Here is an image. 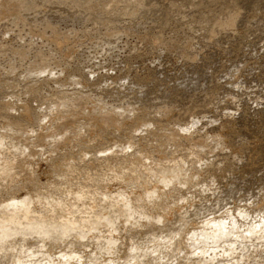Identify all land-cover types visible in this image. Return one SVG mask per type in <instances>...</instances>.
Segmentation results:
<instances>
[{"label":"clouds","instance_id":"obj_1","mask_svg":"<svg viewBox=\"0 0 264 264\" xmlns=\"http://www.w3.org/2000/svg\"><path fill=\"white\" fill-rule=\"evenodd\" d=\"M104 106L80 94L0 115V264H264V187L217 175L209 153L230 149L207 116L186 134L157 112L97 146L78 122Z\"/></svg>","mask_w":264,"mask_h":264},{"label":"rangeland","instance_id":"obj_2","mask_svg":"<svg viewBox=\"0 0 264 264\" xmlns=\"http://www.w3.org/2000/svg\"><path fill=\"white\" fill-rule=\"evenodd\" d=\"M23 1H24V3L26 2V7L24 6L25 4H23V2L20 3V4H23V5H21V7H22L21 9L23 11L22 13L25 14L26 12H28L29 14L26 13L27 15L25 14L24 16L26 17L28 15H31L30 17H32V18H30L28 16V17H26V18H28V21L25 20L23 22V20H22L21 22H16V23L10 21L9 24L7 23V20H6L5 23L7 25L4 22H0L1 26L3 25L2 23H4L3 26H5V25L7 26L6 29L9 27V29H7L8 31L10 30L11 26L14 27V29H16V30H13V33H14V35L15 34L17 35V37H16V35L13 36V34L11 32L12 30H11L9 32L12 34V37H10V35H11L10 33H9L10 34L9 35L7 32V35H6L5 33L3 34L1 32V31H4V32L7 31V30H4L5 27L2 26V28H0L1 29L0 37H1V35L2 36L5 35L4 38H1V40H0L1 44L4 43L6 46L12 44V46L14 45L13 47H15V49L11 47L13 49V53L10 50H8L9 46L5 47V48H7L8 52H9V55L8 54L5 55V53L2 52L3 50H6V49H3L5 45L0 44L1 45L0 48L3 49L0 52V54H3V56L0 55V57H1V59H0V67H1L0 68V70H1L0 71V77H1V73L2 74L4 73L2 76H5V77L0 78L1 79L0 87H1V84L4 83V79H6L5 81L7 82V83L5 82L4 84H2V88L4 87L3 89H5L4 91L2 89V92H1V93H3L2 97L4 98V100L8 99L7 102L10 100V103H11V101L14 99V93H15L13 91L11 92V90H14L15 87L18 89V87L22 83H24L23 81L28 82V83H29V81L31 82L32 79H33V81H35L36 77H38L36 74L43 71L44 68L47 69L46 70L47 73L43 71L44 73L42 72L41 75H39V77L37 78L38 80L40 77H41L40 78V80H41V79H43L42 78L43 76L45 79V78H47V76L50 75L48 78H51L52 81L50 79H48V80L45 79V80H47V82L51 81V83L53 84V82H55L54 79H56L57 80L56 82L59 85V82H63L65 80L64 84H62V86L60 85L61 86L60 87L57 85V83H54L53 84L54 86H52V84L50 82H48V83H50L51 85H49L47 82L44 83L45 81L43 79L41 81V83H40V81H38V84L40 83L41 85H37V80H36L35 84H33V82H32L31 86L27 88V86H29L30 83H29V85H26V83H24L25 85L24 84L23 85L25 86V89H24V86H21L20 88L23 87L25 92L28 91L27 94L24 92V90L19 89L21 91V93L24 92L22 97L26 98V99L23 98V99H25L22 101L23 103L19 102L20 97H21L20 91L15 89L16 91H19L18 93L17 92L16 93L20 94V95L15 94V98H16V96H19V97H17V99L19 98V101L16 100L18 103H22L21 105H24L25 104L24 101H26V102H28L26 104H29V102H31L30 104H33V105L36 102L39 104L40 103L45 104V101H48V99L50 100L51 97H60V96H58L59 94L53 95L54 93H56L53 91H56V89L59 88V90H57V91H59L58 93H60V90H61L60 88L64 89L65 88L64 86H67L68 88H70L69 90L68 89L66 90V88H65L64 89L65 93H67L70 90L74 92L75 85H77L76 91H78L79 89H82V84L79 82L81 84L80 85L76 81L77 83L74 82L75 85H73V83L70 85V82H72V81L70 80V82H69V79H70L69 78V74H70L69 72H70V70L73 69V66H76V67L80 66V68H84L82 70H83V72L85 70L84 74H87V75L89 74L87 77H89L88 79L90 81H92L95 78L101 79L102 77L105 76L104 79L106 80L105 81L106 83H104V82H102V83L106 84V87H107V85H109L108 82H111L110 87L112 88L111 85L112 84L115 85L116 82L119 81L118 79H120L119 84H121V81H122L121 79H123L122 84H121L122 86H127L128 84H131V82L133 80H137V82L139 84L134 91H138L140 93L153 92V95H154L152 97L153 99L149 102L146 100V103H148V105L150 104V106L154 105L155 103H157L158 105L159 104L162 105L165 102H171V101L172 102H178L180 97L181 96L184 97L185 94H189V93L199 94V93H201L200 92L201 90L203 92V90L206 91L207 88H210V94H212V96L214 95L213 96L214 99L212 100V98H211L212 96L210 95L211 97H209L208 92H207V94L205 95V98H204V102L205 103L209 102L210 104L208 103V105H207L208 107L204 112L201 111V109L199 107H196V108L193 107L192 105H193L194 100L192 101V99H191V101L187 102L189 104V106H188V104H185L187 106L183 105V106H181V108H177V106H176V108L174 106L170 107L169 109H174V110L171 111V110L167 109V110H169V113L167 115L172 119L173 123H175V121H174V118H175L176 120H178L176 123L180 122L181 124L183 123V121H184V123L191 121V119H192L191 115H194V114L199 115L200 117H202L201 119L199 118L200 121L204 117L203 114L206 115L209 118L207 123L210 125L208 128V131L209 132H213V131L222 132L225 135L224 146L227 149H230L229 151L218 150L214 154L209 153V158L213 162V165H214V168H215L217 175L226 184H228L232 188V190L236 193L255 192L257 189L264 187V174L261 173L259 170L252 172V173L245 175V176H243L240 172L241 168L244 166L245 163H247L250 160H253L252 155H254L256 150H258L257 148H259V145L261 143H264L263 133H262V135L261 134L259 135L260 132H263L262 127L264 126V29H262L264 27L262 25L260 26V24L258 25V23H256L257 20H261V21L264 20V0H255V1H261L259 8L257 5H255L256 2L254 0H251L253 3L251 9L248 11V13L245 12L246 20L251 19V21H249V24L247 26H244L243 24H241L239 22L236 24L237 26H235L233 28L231 27L230 30H226V25H225V27L223 29L219 30L218 32H217V30L213 31L214 33L217 32V35H219V37L216 34H213L212 30L210 31V29H209V32H210L209 33L207 30H205L206 29L205 27L202 28L201 23L196 21V19H192L193 17L189 18L192 15L191 13L193 12V10L191 8L194 7L195 2H193V3L191 2V5L182 6L181 5L182 3L181 4L179 3V1H181V0H142V3H143V1H145L146 6L148 4L150 6H152V4H150V3H153V4H156L157 8L155 9V11H148L147 7L149 5L147 7H144L143 6L144 3H143L142 4L143 7H140V9H139L140 11L134 12V13L139 12V14L135 15L133 13L135 15L133 18L132 13H131V17H130L129 16L130 12H127L129 15L125 14L126 12H124V10L128 11L130 9V6H126V5H129V0H118V3L116 2V4H114L115 1H112L108 4V3H106V1H108V0H103L106 3V6L107 7L109 6V8H107L108 9L107 11L109 13H110V11H113L112 8L110 9V7L114 6V8H115V7H117V5L119 8V12L121 13V14L117 15L116 17H113L112 15H111L112 16L111 17L109 15L111 18H116V19L114 20V22H112V24L111 23H103L104 24L103 25V24H100V21L99 22L96 21L97 23H95L92 21H88L89 19L85 20L83 18V16H86L85 10L87 7L86 6L87 3L84 4L83 0H82V3L84 5L80 4L81 0H78V1L73 0L72 1V2L76 1L81 5V7H79L80 5L76 6V9L78 11V14H80L78 16L80 17L82 15V17L79 18L78 16H76V17L71 18V19H69V18L67 19V17L63 18L66 16V15L63 16L64 13H62V14L60 13L61 16H63V17H59L60 14L56 12L57 10L54 11V8L58 9L60 6L63 7V3L65 0L63 2H56L57 0L56 1L49 0L50 3L48 2V0H47V2H46V0H44V2L49 3V4L42 2L43 0H40V1L38 0V2H42L45 5H43L41 3L40 4L41 6H37V7H36V5L33 6L32 5L33 3L30 5V3L32 1H29V0H26V1L23 0ZM51 1H53V5L51 4L52 3ZM58 1H62V0H58ZM66 1H69V3L67 2L68 4L71 3V0H66ZM187 1L190 2V1H195V0H187ZM237 1H239L241 3L242 8H245V5L247 6L246 1L244 2V1H240V0H203L201 4L207 5L209 3V4H211L210 6L208 5L209 8H211V6L213 5V8H215V9L220 7L219 11L223 15V10H227L229 8H232L233 7L232 4H234V3L237 5L239 3V2L237 3ZM54 2L58 3V5H55L56 3H54ZM242 2H243V4H242ZM67 3L66 2L64 3V4H66L64 6H66L67 10L70 11L71 9L75 8V7H72L73 6L72 4H74V3L70 4L71 7H68L69 5H67ZM173 3H175L177 6L180 5V9L173 8V6H172ZM76 4L77 3H75V5ZM112 4H114V5H112ZM46 5H47V7H46ZM204 5H202V6H204ZM206 5L204 7H206ZM231 5H232V7L225 8V7L231 6ZM236 5H235V7H236ZM30 6H33V8L39 7V10L36 9L37 11H35V9H32V7L30 8ZM43 6H44V8H43ZM156 6H154V7H156ZM40 7L43 10H45V12H43V10ZM45 8L46 9L48 8V10H46ZM80 8H81V10L79 11ZM83 8H84V10H82ZM149 8H153V6L149 7ZM222 8H223V10H222ZM40 9H41V11H40ZM38 11L41 13H38ZM81 11H83V12H81ZM165 11L169 12V17L166 18V20L163 19V14ZM30 12H31V14H30ZM35 12H37V13H35ZM48 12L51 14H55V15H51V14L48 15ZM79 12H81L82 14ZM113 12H111V13H113ZM217 12H218V10H217ZM32 13H35L37 15L32 16L33 15ZM43 13H47V14H44L45 16L48 15L44 18L51 19V20L54 19L53 22L51 20L46 21V23L48 22L49 27H50V25H49L50 22H51V24H54V22H55V26L51 25V27L52 26L56 27V25L58 23L59 26L57 25V27H60L62 25L61 29L65 28L64 30H66L69 28L70 31L68 33H70V32L75 33V31H79V30H83V31L82 32L80 31L79 33L76 32L75 33L76 35H73L74 37L69 36V35L67 36L68 42L66 41L67 45L66 44L65 45H66V47L67 46L68 47L63 49L64 57L62 54H60V52L62 53L63 51H59V52L57 51V53L52 55L51 56L52 58H51L49 55L53 54L54 52L49 53V51H48V55L47 54L46 55H47V57L49 56L48 59H53V60H51L53 62H51L49 60V62H51L50 64L52 66H48L49 64H47V66L50 68L53 67L54 69L56 68L55 70L54 69L52 70V68H51V69H49V71H50L49 72L47 67L43 66V69H41L42 66L41 67L39 66V68L36 67L34 69V72H36L35 75L33 73L32 74L33 76L32 75H30V77L28 76L31 80H27L28 77H26L25 80H23L21 77H23L24 71L25 70L27 71V69H28L27 72H29L30 66H27V65H30L31 62L35 61L36 54H34V52H36L38 49H40V47H42L44 44H45L46 49L43 48L44 47L43 46L41 48V50L43 49V52L46 51L47 49L49 50V48H47L49 46L46 45V43H42L40 39L39 40L34 39L35 42L33 40H32L33 42H31V40H30V42L28 43L29 36H27V35H28L29 28L26 29V27H25V25L27 26V24L25 22L28 23L29 21H31V24L29 22V25H28V26H30V29H33L37 33H42L40 28L44 29L43 27H45V26H43V25L45 24V22H44L45 19H44V21L42 19L40 25L41 24H43V25H41V26H39L38 25L39 23H37V22H40L41 19L39 21H36V20H38L40 14L43 15ZM56 13H57V15H56ZM83 13H84V15H83ZM189 14H191V15H189ZM187 15H189V16H187ZM242 15H243V13H242ZM36 16L38 17V19ZM57 16H58V19H57ZM184 16H187V17H184ZM33 17H34V19H33ZM49 17H51V18H49ZM147 17H151V18L147 19ZM60 19L62 21L58 22V20H60ZM63 19L64 20L67 19V22H65L66 25H64L65 23L63 22L64 21ZM73 19L75 21H76V19H78L79 23H81V24H79L77 21L75 22ZM83 19L86 21V23H84ZM33 20H35L36 23ZM69 20H71V22ZM241 20H243V19H241ZM224 21H227V20H224ZM22 22L24 23L23 25H24L26 32L23 33V30L19 29V31H22V32H21V34H18L19 31L17 28H23V26L20 25L17 27V25L19 23L22 24ZM32 22H34V25L37 24L35 26L33 25L35 27V29H34V27L31 26L33 24ZM42 22H44V23H42ZM10 23L15 24V26L10 25ZM61 23H63V24H61ZM83 23H84L85 27L83 26ZM89 25H90V27H89ZM64 26H66L67 28ZM115 26H116L117 30L114 29ZM15 27H17V28H15ZM57 27H56V29H57ZM72 28L75 30L74 31L71 30ZM85 28H87L89 30H87ZM49 29H51V28H47L48 33H50V31H48ZM56 29H55V31H56ZM58 29H60V28H58ZM58 29H57L58 34H60L59 32H61V33L63 32V31H61V29L60 30H58ZM118 29H120V30L118 31ZM38 30L40 32H38ZM44 30H42V31L44 32ZM16 31H17V33H15ZM113 31H115V32L118 31L117 33H119V34L114 33V35H113ZM65 32L66 31H64L63 33H65ZM25 33H26L27 38L25 36ZM84 33H85V35H87V33H88L89 36L83 37ZM209 34H211V35H209ZM70 35H72V34H70ZM6 36H8L9 38ZM216 36L220 40H218ZM5 37H6V39L8 38L9 42L5 41L6 40ZM24 37L26 39L25 42H27V44L23 41L24 39H21V41H20V39H18V41H20L19 42L20 44L22 43V41L24 42V44H22V45L19 44L20 46L24 45L23 48L20 46L19 47L17 46L19 49L21 48L20 49L21 52H20L19 49L15 46V45H17L18 41H17V43H15V42H16L17 38H24ZM78 37H80L81 39H79ZM87 37H89V38H87ZM10 39L14 40L15 44H13L10 41ZM67 39H65V40H67ZM84 39H85V41H84ZM2 40L4 42H2ZM61 40L63 41L64 39L61 38ZM158 41H159V43H157ZM217 41H218V43H217ZM219 41H220V44H219ZM31 43L32 44L34 43V44L28 45ZM31 46H32V48H31ZM79 46H82V47H79ZM74 47H77V48H74ZM26 48H27V50H26ZM29 48L32 49L30 51V53L32 52V54L35 55L34 56L31 54V56H32L31 58H30V53H28ZM33 48L35 50L37 48V50L35 51ZM71 48H73V49H71ZM23 49H24V51H28V52H25V53H27L26 54L27 56L25 54H24L25 56L22 54ZM82 49H83V51H82ZM14 50H16V51L14 52ZM33 50H34V52H33ZM68 50H69V52H68ZM5 52L8 53L7 51H5ZM19 52H20V54H19ZM160 53H162V54L160 55ZM58 54H60V56ZM14 55L16 56L15 57L16 59L13 57ZM21 55L24 56V58H26L25 61H24V59H22L23 57L21 58ZM8 56H10V57H8ZM65 56H67V58L68 59L70 58V59L68 60L67 58H65ZM74 56L75 57L77 56V57L75 58ZM42 57L43 56H39V58H42ZM58 57H60V59H61V60L59 59V62L63 61V59L65 61L67 59L66 62L69 61L66 65L69 69L67 67H66V69L63 68V65L66 64V62H64V61L63 62L65 64L63 62H60L62 64L60 65V67L58 66L60 64V63L57 64L58 63V60H57ZM6 58L11 59V60H8ZM55 58H56L57 62L55 61ZM17 59H18V61H17ZM20 59H22L23 61ZM7 60H8V62L10 61L11 64L13 63L12 60H16V62L14 61L13 65L9 64L10 66H8V63H5ZM28 61H31V62H28ZM78 61L82 64L80 65V63ZM21 62H22L23 66L25 65L28 67V68H24L25 67L24 66L23 67L24 71L22 70V65H20ZM23 62H25V63L23 64ZM26 62L28 64H26ZM54 63H56V64L54 65ZM69 63H71L73 66L70 65ZM76 63L78 66L76 65ZM2 64H4L5 66ZM14 64H16L17 66H15ZM18 65H19V67H18ZM56 65L58 67H56ZM4 67H6V68H4ZM11 67H13L12 68L13 70H10ZM16 67H17V69H16ZM71 67H72V69H71ZM14 68H15L16 72L14 71ZM60 68H62L63 71ZM4 69L7 70V71L5 70L7 72V74H8V72L14 73V75L10 74L13 76V77L12 76L11 77H12V79L14 78L13 79L14 82H11L13 80L10 81L11 77L9 74H8L9 75L8 76L6 74V72H4ZM18 69H20L21 71ZM36 69H38L40 72L38 71V73H37V71H35ZM8 70H10V71H8ZM17 70H18V72H22V73H18ZM64 70H66V72H64ZM93 71H95V73H92ZM59 72H60V75H62V76L59 75ZM83 72H80L79 74H81V73L83 74ZM15 73H17V74H15ZM48 73H50V74H48ZM91 73L94 75H92ZM20 74H22V76H19ZM52 76L55 78H53ZM9 77H10V79H8ZM16 77L19 80V83H21L19 86H17L18 80L16 79ZM19 77L23 81L20 80ZM60 77L61 78L63 77V79H61ZM64 77H65V79H64ZM97 77H99V78H97ZM34 78H35V80H34ZM66 78H68V82H67ZM90 78H92V79H90ZM59 80H61V81H59ZM115 80H117V81H115ZM9 81L12 84L14 83L13 85H11V83H10L11 86L9 85L13 89L9 88V86H8ZM90 81L88 82V84L93 83ZM95 81H97V83H98V80H95ZM65 82H66V84H65ZM5 84H7L6 86L10 89V92L13 94V96H9L10 95V93L8 92L9 89L7 90V88H5L6 86H3ZM15 84H16V86H14ZM32 84H33V86L37 87V90H35L36 93L33 95L30 94V93H32L30 91V89L34 90L36 88L33 87ZM98 84H100V83H98ZM98 84H97V86H98ZM119 84H116L115 86L118 87ZM238 84L240 85V87ZM55 85H57L58 88L56 87V89H54ZM93 85H95V84L93 83L92 86ZM121 85H119V86H121ZM42 86L44 88H42ZM50 86H52L51 89H50ZM87 86L91 87L90 85H87ZM97 86L96 85L94 86V87H96V89H94L92 87V90H93L92 92H95V93L101 95L100 94L101 89L99 90L100 85L98 86L99 88ZM104 86L105 85H102L101 88H105ZM31 87H33V88H31ZM71 87H73V90ZM39 88H42V89H39ZM107 88H105V89H107ZM116 88L114 87V88H112V90L113 89L117 90ZM204 88H206V89H204ZM43 89L46 90V93H48V92L51 93V94H49V93L48 94L50 96L51 95L52 96L50 98H49L48 94L46 96L45 91ZM198 90H200V91H198ZM0 91H1V88H0ZM29 91H30V93H29ZM37 91H40V92H38V94H37ZM43 91H44V93H43L44 96H46V98L43 97L45 99V101H43L44 100L43 98L41 99V97L43 96V94H42ZM71 91H70V93H71ZM165 91H166V93H165ZM183 91H186L187 93H184ZM195 91H197L198 93H196ZM8 93H9V95H8ZM28 93L30 95H32V97H30V95H29V98L26 97L28 95ZM65 93L61 92L60 95L65 94ZM70 93H67V94H69V95L75 94V92L72 94H70ZM94 95L93 96L96 99L99 97L98 100H100L99 95H98V97L96 94H94ZM158 95H163L165 97L161 101H159L155 97ZM5 97H7V99ZM11 97L13 99H11ZM36 97H37V100H36ZM114 97L112 96V98H114ZM229 97H231V98H229ZM91 98H93V97H91ZM112 98L109 99V101H107L112 106H110L108 104V106H110V107L107 106L108 108H105V109L103 108V110H101L102 108L97 109L100 112L99 111L97 112V110H95L96 111L95 115H94L95 112L92 113V116H94V117H92L93 120L97 118L96 116H98V115L100 116L102 114V112L103 113H104V111H105V113L108 112L109 111L108 109L113 108V105H114V107L118 104L125 105L128 101L126 99L122 100L120 98H119L120 99V101H119L118 97L116 98V100H115V98L114 99H112ZM252 98L254 101L257 100V102L256 103L254 101L250 102V100ZM129 99H131V101H133V102H136L138 100L137 98H133V96H131ZM14 100L12 101V103L14 102ZM30 100H32V101H30ZM42 101H43V103H42ZM116 102H118V103H116ZM205 103H204V105H205ZM216 103L218 105H216ZM238 103H241L242 105H239ZM41 104H40V106H41ZM236 104H238V105H236ZM35 105H37V104H35ZM141 106H143V105H140L139 107L137 106V110L141 109L142 108ZM191 106H192V108H191ZM239 106L240 107L242 106V107L240 108ZM145 107L148 108V106H145ZM178 107H180V106H178ZM185 107H188V108H185ZM229 107H231V108H229ZM236 107H238V109ZM115 109L116 108L110 110V112L116 111V113H117L118 110L117 109L115 110ZM134 109H132V110H134ZM113 110H115V111H113ZM137 110L135 109L134 111L136 112ZM149 110L152 111L153 109H151V107H149V109L144 110V112L148 111V112H146V114H148V116L150 115ZM189 110H192V111L189 112ZM250 110H252L251 112H253V114H256L254 116L257 117V119L260 118L259 119L260 121H258V122L257 121H251V120L248 121L249 120L248 119V113ZM139 111L142 112L143 110L141 109ZM227 111L229 112V114ZM135 112L132 111L133 115L136 114V115H134L136 117L137 114H139V113H135ZM165 112H163V113H165ZM130 113H131L130 111L126 110L125 114H127L126 116L132 115V113L131 114ZM150 113H151V115L153 114V112H150ZM226 113H227V116H225ZM125 114L123 113L124 116H125ZM1 115H3V114H1ZM133 115L131 116V117H133V120H130V121H129V119H131V117H129L128 119L127 118L124 119L126 116L124 118L119 116V117H121V119H123L122 123L119 125V127L121 126V130L123 129L122 125H124V121H126L125 122L126 126H127V123H130V125H129L130 127L123 126L125 128H131L133 126V129H134V128L138 127L137 126L138 122L135 119L137 118V120H138V118H141L142 113H140V115H138V117H136V118ZM117 116H118V113H117ZM143 116H145V115H143ZM84 117H87V116H84ZM84 117H81L80 121L78 123H82L81 120H82V118L84 119ZM87 118L84 119L85 122L88 120ZM143 118H141V119H143ZM121 119L119 118L117 120V122L120 121ZM211 120H217L218 124L215 126H211ZM84 121H83V124L80 125V128H82V125H83V129H84V126H85ZM135 121H136V123H135ZM200 121H198L194 124V128L200 123ZM131 123L132 124L134 123V124L132 125ZM222 124H224L223 125L224 127H222ZM236 124H238L239 127L245 128V129L255 128V131L254 132L249 131L245 135V139L242 140L243 136H242V138L237 136V134L239 132L238 131L239 129L237 127H236L235 131H231L229 129V127H227L229 125L238 126ZM243 124H245V126H242ZM116 125H118V123ZM225 125L227 127L226 129H225ZM223 128H224V130H223ZM133 129L131 128V130H133ZM138 129L141 131V129L139 127H138ZM138 129H135V130L137 131ZM193 129H192V131H193ZM97 130H99V129L95 128L96 134L100 133L101 130H99V132ZM105 131H103L105 133V135L110 133V132L108 133L107 130H105ZM185 131L186 130H183V132H185ZM190 131H191V129H190ZM190 131H188V132H190ZM95 132L94 131L92 132V136H94V138L99 139V140H97V143H98V141L100 142L102 140L99 138L102 135L100 133V136H99V134H97L99 137H96L97 135L95 134ZM188 132H187V134H188ZM117 133H119V132H117ZM116 135L117 134H113V136H115V137L112 136V133H110L109 135H106V136L103 135L104 137H102V138L105 141L100 142V144L101 143L103 144L104 142H107V141H110L112 143L113 141H115L114 138H117L116 140H118L119 135H120L119 139L120 138L122 139L123 135L121 133L118 134L117 136ZM107 136H110V137H107ZM126 137L128 138V134ZM102 144H101V146H103ZM104 144H106V143H104ZM243 144H245V145L247 144L248 146L251 147V148L249 147V149L251 150L250 151L251 154H249V157L241 154V151H243V149L245 150V148H247L246 147L247 145L245 146ZM237 145L241 146L242 150H240L239 149L240 147ZM244 146H245V148H244ZM239 151H240V153H239ZM253 152H254V154H252ZM239 155H241V157ZM247 157L249 160L247 159ZM250 163H252V161Z\"/></svg>","mask_w":264,"mask_h":264},{"label":"bare ground","instance_id":"obj_3","mask_svg":"<svg viewBox=\"0 0 264 264\" xmlns=\"http://www.w3.org/2000/svg\"><path fill=\"white\" fill-rule=\"evenodd\" d=\"M26 1V0H25ZM29 1H32L31 3H30V5L32 4L33 6H35L36 5V7L37 6H41L40 4L42 3V2H44V0L42 1V2H38V0L36 1V0H29ZM40 1V0H39ZM53 1H56V0H53ZM53 1H51L52 3V5H53ZM64 0H62V1H56V2H63ZM73 0H71V3H74V4H72L73 6L72 7H75V8H73V9H71L70 11L69 10H67V8H66V6H64V5H66V4H64L65 2L67 3H69V1H64V3H63V7H59L58 9H56V8H54V11L55 10H57L56 12L57 13H64L63 14V16L64 15H66L65 17H63V16H61V14H60V16L59 17H63V18H66L67 17V19L69 18V19H71V18H74V17H76V16H78V15H80V14H78V11H77V9H76V6H79L80 4L81 5H84V4H86L87 3V7H86V10H85V15L86 16H83V18L85 19V20H88V21H92V22H95V23H97V22H99L100 21V24H103V23H111L112 24V22H114V20L116 19V18H111L112 16L113 17H116L117 15H119V14H121L120 12H119V8H118V5H117V7H115L114 8V6H111L110 7V9L112 8V10L114 11H110V13L107 11L108 9L107 8H109V6L107 7L106 6V3H110V2H112V1H115V3L114 4H116V2L118 3V0H108V1H106V3L103 1V0H83V3H82V0H81V2H80V4L78 3V2H72ZM78 1V0H77ZM203 1V0H202ZM202 1L201 0H195V1H187V0H181V1H179V3L182 5V6H187V5H191V2L193 3V2H195V5H194V7L193 8H191L192 10H193V12L191 13V14H189V15H191L189 18H191V17H193L192 19H196V21H198V22H200L201 23V25H202V28L203 27H205L206 29L205 30H207L208 32H209V29H210V31L212 30V32L213 31H216L217 30V32L219 31V30H221V29H223L224 27H225V25H226V30H230L231 29V27L233 28V27H235V26H237L236 24L237 23H241V24H243L244 26H247L248 24H249V21H251V19H247L246 20V17H245V12H247L248 13V11L251 9V7H252V1L251 0H240V1H246V4H247V6L245 5V8H242V5H241V3L239 2V1H237V5L234 3V4H232L233 5V7H232V5L231 6H227V7H225V8H228V7H232V8H229V9H227V10H223V8H222V10H223V15H222V13L219 11V9H220V7L219 8H213V5L211 6V8H209V6L211 5V4H205L206 5V7H204L205 5L204 4H201L202 3ZM255 1V0H254ZM21 2H23V4H25L24 6L26 7V2L24 3V1L23 0H0V22H6V20H7V23L9 24V22L10 21H12V22H14V23H16V22H21L22 20H23V22L25 21V20H27L28 21V18H26V17H30L31 15H28V16H24L26 13H28V12H24L25 14H23L22 12V7H21V5H23V4H20ZM46 2H47V0H46ZM46 2H44V3H46ZM48 2L50 3V1L48 0ZM56 2H54V3H56ZM104 2V3H103ZM236 2V1H235ZM256 2V4L255 5H257L258 6V8L260 7V4H261V1H255ZM49 3H46V4H49ZM67 3V5H69L68 7H71V3L70 4H68ZM75 3H77L76 5H75ZM145 5H144V4ZM143 3H142V0H129V5H126V6H130V9L127 11H125L124 10V12H126L125 14H127V15H129L127 12H130V17H131V13L133 14L135 11H140L139 9H140V7H147L146 6V3H145V1H143ZM233 3V2H232ZM43 4V3H42ZM50 4V5H51ZM114 4H112V5H114ZM128 4V3H127ZM142 4H143V6H142ZM150 4H152V6H153V8H149V7H152V6H148L147 8H148V11H155V9L157 8V6H156V4H153V3H150ZM160 4V3H159ZM242 4H243V2H242ZM43 5H45V4H43ZM55 5H58V3H56ZM81 5L79 6V7H81ZM141 5V6H140ZM202 5H204V6H202ZM209 5V6H208ZM235 5H236V7H235ZM33 6H30V8L32 7V9H35V11H37V10H39V7L38 8H33ZM154 6H156V7H154ZM173 8H178V9H180V5H176L175 3H173ZM46 7H47V5H46ZM66 9H65V8ZM78 7V8H79ZM84 7V8H85ZM204 7V8H203ZM29 8V7H28ZM41 8V7H40ZM43 8H44V6H43ZM52 8V7H51ZM84 8L82 9V10H84ZM114 8V9H113ZM183 8V7H182ZM207 8V9H206ZM209 8V9H208ZM224 8V9H225ZM37 9V10H36ZM42 9V8H41ZM41 9H40V11H41ZM46 9V8H45ZM53 9V8H52ZM150 9V10H149ZM43 10V9H42ZM46 10H48V8L46 9ZM81 10V8L79 9V11ZM217 10H218V12H217ZM221 10V11H222ZM50 11V10H49ZM59 11V12H58ZM142 11V10H141ZM243 11V12H242ZM43 12H45V10H43ZM51 12V11H50ZM53 12V11H52ZM81 12H83V11H81ZM81 12H79V13H81ZM111 12H113V13H111ZM220 12V13H219ZM243 13V15H242V13ZM35 13H37V12H35ZM35 13H32L33 15L32 16H35V15H37V14H35ZM38 13H41V12H39L38 11ZM54 13V12H53ZM57 13H56V15H57ZM29 14V13H28ZM30 14H31V12H30ZM44 14H47V13H43V15ZM51 13H49L48 12V15H50ZM77 14V15H76ZM82 14V13H81ZM108 14V15H107ZM135 15H138L139 14V12L138 13H134ZM133 14V18H134V15ZM27 15V14H26ZM42 14H40V16H39V19H38V17H37V19L38 20H36V21H39L40 19V22H37V23H39L38 25L39 26H41V25H43V24H41L40 25V23H41V21H42V19H43V21H44V19H45V24L43 25V26H47L46 28L45 27H43L44 29H41L40 28V30H41V32L42 33H37V32H35L33 29H30V26H28L29 25V22H30V24H31V21H29L28 23L27 22H25L26 24H27V26L25 25V27H26V29H28L29 28V31H28V35L27 36H29V39H28V43L30 42V40H31V42H35V40L34 39H40L41 40V42L42 43H46V45H48L49 47H47V48H49V50L47 49L46 51H44L43 52V49L41 50V48L43 47V48H45V44L42 46V47H40V49H38L37 50V48H36V52H34V50H33V52H34V54H36V56L34 55V54H32V52L30 53V51L32 50L31 48H32V46H31V48H29L28 49V51H24V49H23V51H22V54L24 55H26L27 53H25V52H28V53H30V58L32 57L31 56V54L32 55H34L35 56V61H33V62H31V61H28V62H31L30 63V65H27V66H30L29 67V72H27L28 71V69H27V71L25 72L24 70H23V67L25 66H23L22 65V62H21V64L20 65H22V70L24 71V73H23V77H21L23 80H25V78L26 77H30V75H32L33 73H34V75L36 74V72H34V69L36 68V67H38L39 68V66L41 67L42 66V68L41 69H43V66H45V67H47L48 68V71H49V69H51L52 68V70L54 69L53 67H48V66H52L50 63L51 62H53V61H51V60H53V59H48V57L50 56H52V55H54V54H56L57 53V51L59 52V51H63V49H65V48H67L66 47V45H67V43H66V41L68 42V39H67V36L69 35V36H73V35H76L75 33L77 32V33H79L80 31L82 32L83 30H79V31H75V33L73 32L75 29H71V30H73L72 32L74 33H68L70 30H69V28L68 29H66V30H64V29H61L62 27V25L60 26V27H57V25H58V23H57V25H56V27H57V29L58 28H60L61 29V31H66L65 33H61V32H59L60 34H58V32H57V29H56V27H54L55 26V22H54V24H51V22L49 23V25H50V27L48 26V22L46 23V21H48V20H51V19H46V18H44V17H46V16H48V15H44L43 16ZM51 15H55V14H51ZM83 15H84V13H83ZM111 17H110V16ZM189 15H187V16H189ZM58 16H57V19H58ZM187 16H184V17H187ZM35 17V18H36ZM43 17V18H42ZM79 17V16H78ZM77 17V18H78ZM80 17H82V15L80 16ZM79 17V18H80ZM169 17V12L168 11H165L164 12V14H163V19L164 20H166V18H168ZM30 18H32V17H30ZM49 18H51V17H49ZM148 18H151V17H147V19ZM33 19H34V17H33ZM67 19H63L64 21V23L65 22H67ZM83 19V20H84ZM241 19H243V20H241ZM31 20V19H30ZM74 20V19H73ZM72 20V21H73ZM82 20V19H81ZM84 20V23H86V21ZM94 20V21H93ZM224 20H227V21H224ZM33 21H35V20H33ZM36 21H35V23H36ZM52 22L54 21V19L53 20H51ZM59 21H62L61 19L60 20H58V22ZM70 22H71V20H69ZM75 21V20H74ZM76 21L79 23V21H78V19H76ZM75 21V22H76ZM97 21V22H96ZM253 21V20H252ZM22 22V24H16L17 25V27L18 26H20V25H22L23 26V28H17V27H15V28H17L18 29V31H19V29H21V30H23V33L24 32H26V30H25V28H24V23ZM44 22H42V23H44ZM81 22V21H80ZM102 22V23H101ZM4 23H2L3 25H4ZM33 24L31 25L32 27H34L35 25H37V24H35L34 25V22H32ZM84 23H83V26H84ZM89 23V22H88ZM227 23V24H226ZM256 23H258V25L260 24V26L262 25L263 27H264V20H257L256 21ZM255 23V24H256ZM1 24V23H0ZM6 24V23H5ZM60 24V23H59ZM61 24H63V23H61ZM79 24H81V23H79ZM99 24V23H98ZM114 24V23H113ZM252 24V23H251ZM2 25V26H3ZM7 25V24H6ZM3 26V27H5V29L4 30H7V29H9V27L6 29V27L7 26ZM10 25H13V26H15V24H11L10 23ZM9 25V26H10ZM34 25V26H33ZM51 25H54V26H52L51 27ZM64 25H66V23L64 24ZM73 25V24H72ZM104 25V24H103ZM108 25V24H107ZM106 25V26H107ZM2 26L0 25V28H2ZM59 26V25H58ZM80 26V25H79ZM78 26V27H79ZM92 26V25H91ZM110 26V25H109ZM130 26V25H129ZM12 27V26H11ZM10 27V30L9 31H11L12 32V34H13V36H15L14 35V33H13V30H16V29H14V27H12L11 28ZM64 27H66V26H64ZM85 27V26H84ZM89 27H90V25H89ZM114 27V26H113ZM112 27V28H113ZM47 28H51V29H49L48 31H50V33H48L47 32ZM67 28V27H66ZM208 28V29H207ZM34 29H35V27H34ZM55 29H56V31H55ZM60 29H58V30H60ZM82 29V28H81ZM85 29H87V28H85ZM114 29H116V26H115V28ZM262 29H264V28H262ZM25 30V31H24ZM42 30H44V32L42 31ZM87 30H89V29H87ZM117 30V29H116ZM120 29H118V31H119ZM0 31H1V29H0ZM8 30L6 31V32H4V31H1L3 34L5 33L6 35H7V32H8V34L10 33ZM37 31V30H36ZM117 31V32H118ZM20 32V33H19ZM18 32V34H21V32L22 31H19ZM38 32H40L39 30H38ZM57 32V33H56ZM107 32V31H106ZM117 32H115V31H113V35H114V33L115 34H119V33H117ZM217 32L216 33H214L213 32V34H216L217 35ZM15 33H17V31L15 32ZM54 33V34H53ZM89 33V32H88ZM88 33H87V35H85V33L83 34L84 36L83 37H85V36H89L88 35ZM210 33V32H209ZM11 34V33H10ZM9 34V35H10ZM12 34L10 35V37H12ZM57 34V35H56ZM70 34H72V35H70ZM81 34V33H80ZM108 34V33H107ZM153 34V33H152ZM212 34V33H211ZM211 34H209V35H211ZM212 34V35H213ZM8 35V36H9ZM79 35V34H78ZM110 35V34H109ZM112 35V34H111ZM5 36V35H4ZM4 36H2L1 35V37H0V40H1V38H4ZM8 36H6V37H8ZM25 36H26V33H25ZM27 36H26V38H27ZM80 36V35H79ZM158 36V35H157ZM218 37H219V35H217ZM216 36V37H217ZM224 36V35H223ZM6 37H5V39H6ZM16 37H17V35H16ZM15 37V38H16ZM74 37V36H73ZM116 37V36H115ZM214 37V36H213ZM218 37H217V39H218ZM9 38V37H8ZM8 38L5 40L6 42H9L8 41ZM14 38V39H15ZM61 38H63L64 40L62 41L61 40ZM79 39H81L80 37H78ZM87 38H89V37H87ZM18 39H20V41H21V39H24L23 41L25 42V37L24 38H17V40H16V42L15 43H17V41H18ZM65 39H67V40H65ZM70 39V38H69ZM158 39V38H157ZM216 39V38H215ZM33 40V41H32ZM87 40V39H86ZM159 40V39H158ZM188 40V39H187ZM218 40H220V39H218ZM10 41L13 43V44H15L14 43V40H11L10 39ZM20 41H18V43H17V45H15L16 47L18 46H20V45H22V44H24V42L22 41V43L20 44L19 42ZM74 41V40H73ZM76 41V40H75ZM84 41H85V39H84ZM189 41V40H188ZM2 42H4L3 40H2ZM5 42V43H6ZM50 42V43H49ZM215 42V41H214ZM26 44H27V42H25ZM54 43V44H53ZM80 43V42H79ZM157 43H159V41L157 42ZM217 43H218V41H217ZM0 44H1V42H0ZM3 45H5L4 43H2ZM1 44V45H2ZM7 44V43H6ZM20 44V45H19ZM34 44V43H33ZM32 43L31 44H28V45H33ZM53 44V45H52ZM66 44V45H65ZM167 44V43H166ZM165 44V45H166ZM219 44H220V41H219ZM0 45V46H1ZM8 45V44H7ZM11 45V46H10ZM10 45H8L9 46V49L8 50H10L12 53H13V49L12 48H14L15 49V47H13L12 46V44H10ZM36 45V44H35ZM42 45V44H41ZM69 45V44H68ZM81 45V44H80ZM158 45V44H157ZM164 45V46H165ZM8 46H4V48L3 49H6V50H3V49H1L0 48V52H1V50H3L2 52H4L5 53V55L6 54H8L9 55V52H8V50H7V48H5V47H8ZM24 46V45H23ZM23 46H20V47H22L23 48ZM38 46V45H37ZM167 46V45H166ZM12 47V48H11ZM17 47V48H18ZM79 47H82V46H79ZM84 47V46H83ZM161 47V46H160ZM25 48V47H24ZM28 48V47H27ZM27 48H26V50H27ZM39 48V47H38ZM74 48H77V47H74ZM12 49V50H11ZM19 49V48H18ZM21 49V48H20ZM20 49H19V51H20ZM46 49V48H45ZM44 49V50H45ZM71 49H73V48H71ZM156 49V48H155ZM17 50V49H16ZM16 50H14V52L16 51ZM79 50V49H78ZM85 50V49H84ZM5 51H7L8 53H6ZM18 51V50H17ZM48 51H49V53H51V52H54L53 54H51V55H49L48 57H47V55H48ZM66 51V50H65ZM71 51V50H70ZM80 51V50H79ZM82 51H83V49H82ZM156 51V50H155ZM21 52V51H20ZM20 52H19V54H20ZM68 52H69V50H68ZM158 52V51H157ZM162 52V51H161ZM17 53V52H16ZM63 53H64V51L61 53L60 52V54H62L63 55ZM73 53V52H72ZM80 53V52H79ZM85 53V52H84ZM47 54V55H46ZM60 54H58L59 56H60ZM70 54V53H69ZM162 53H160V55H161ZM1 56H3V54H0ZM11 55V54H10ZM13 55V54H12ZM16 55V54H15ZM13 56L14 58L16 57V56ZM24 55V56H25ZM73 55V54H72ZM155 55V54H154ZM188 55V54H187ZM24 56H22L21 55V58L22 59H24V61H25V59L26 58H24ZM27 56V55H26ZM39 56H43L42 58H39ZM82 56V55H81ZM8 57H10V56H8ZM12 57V58H13ZM18 57V56H17ZM63 57H64V55H63ZM62 57V58H63ZM75 57V56H74ZM77 57V56H76ZM75 57V58H76ZM83 57V56H82ZM187 57V56H186ZM3 58V57H2ZM19 58V57H18ZM52 58V57H51ZM65 58H67V56H65ZM84 58V57H83ZM0 59H1V57H0ZM6 59H8V58H6ZM16 59V58H15ZM22 59H20V60H22ZM48 59V60H47ZM59 59H60V57H58L57 58V60H58V63L57 64H59L60 62H66L67 61V59H66V61L63 59V61H60L59 62ZM70 59V58H69ZM68 59V60H69ZM85 59V58H84ZM5 60V59H4ZM8 60H11V59H8ZM8 60L5 62V63H8V66H10L9 64H11V62L9 61L8 62ZM19 60V61H20ZM28 60V59H27ZM26 60V61H27ZM34 60V59H33ZM49 60L51 61V62H49ZM61 60V59H60ZM3 61V60H2ZM14 61L16 62V60H12V62L14 63ZM17 61H18V59H17ZM23 61V60H22ZM55 61H56V58H55ZM54 61V62H55ZM71 61V60H70ZM57 62V61H56ZM63 62V63H64ZM69 62V61H68ZM68 62H66V64L65 65H63V68H65L66 69V65H67V63ZM79 62V61H78ZM2 63V62H1ZM13 63L11 64V65H13ZM25 62H23V64H24ZM80 63V62H79ZM17 64V63H16ZM16 64H14L15 66H17ZM26 64H28L27 62H26ZM43 64V65H42ZM47 64H49L48 66H47ZM56 63H54V65H55ZM62 63H60L58 66L60 67V65H61ZM70 65H72L71 63H69ZM82 63H80V65H81ZM2 65H4V64H2ZM69 65V66H70ZM75 65V64H74ZM76 65H77V63H76ZM5 66V65H4ZM27 66H25L24 68H28ZM57 65H56V67H58ZM65 66V67H64ZM73 66V65H72ZM78 66V65H77ZM7 67V66H6ZM6 67H4V68H6ZM18 67H19V65H18ZM21 67V66H20ZM55 67V66H54ZM62 67V66H61ZM82 67V66H81ZM1 68V67H0ZM8 68V67H7ZM13 67H11V69L10 70H13L12 69ZM68 68V67H67ZM3 69V68H2ZM9 69V68H8ZM16 69H17V67H16ZM21 69V68H20ZM20 69H18V70H20ZM56 69V68H55ZM54 69V70H55ZM60 69H62V68H60ZM69 69V68H68ZM71 69H72V67H71ZM82 69H84V68H80V66H78V67H76V66H73V69L72 70H70V74H69V82H70V80L72 81V82H70V85L73 83V85H75L74 84V82L75 83H81L82 84V89L84 90H82V89H77L78 91H76V87H77V85H75V90H74V92H75V94L74 95H80V94H83L84 96H86V97H93V98H95L94 96V94H96L97 95V97H98V95L99 94H97V93H95V92H92L93 90H92V87L94 88V89H96V87H94L95 85L97 86V84L98 83H100V84H98V86L100 85V88H99V90L101 91H99L100 92V94L101 95H99L100 96V100H103L104 102H105V106L103 107L104 109L105 108H108V107H110V106H112L111 104H109L107 101H109V99H111L112 98V96L114 97L115 95L118 97V100L120 101V99H126V100H128L127 101V103L125 104V105H122V104H118V105H116L115 107H114V105H113V108H109L107 111L108 112H106L105 113V111H104V113L102 112V114L99 116H96L95 118L96 119H94L93 120V118L91 119V121H90V119H89V117L87 118V117H84V119L85 118H87L86 120V122L84 121V119L82 118V120L84 121V124L85 125H87V124H89L90 122H94L95 124H96V129H99V130H101L100 131V133H101V135L102 136H100V133H97V134H99V136L96 134V132H95V130H94V132H95V134L97 135H95L96 137H99L100 139H102L100 142H102V141H105L102 137H104V136H106V135H109L110 133H112V136H113V134H122L123 136H122V139H121V141H126L127 139V134H128V137H129V135H130V133H131V128L133 129V124L131 125L132 127L131 128H125V127H123V126H126L125 125V122L126 121H124V125H122V130H121V126L120 127H118V125H116L118 122H117V120L120 118L121 119V117H125L127 114H125L126 113V110H128V111H130L131 113H132V111L133 112H135L134 110L136 109L137 110V106L139 107L140 105H143V106H141L140 108L143 110L142 112H140L139 110H141V109H138L135 113H139V114H137V116L136 117H138V115H140V113H142V117L141 118H143V119H141V118H138V120L140 121V119L141 120H143V121H150V120H154L155 118H156V116H155V114L157 113V112H165L167 109H169L170 107H175L176 108V106H177V108H181V106H183V105H185V104H188L187 102H189V101H191V99H192V101H193V107H199L200 109H201V111H205L206 109H207V105H208V103H205L204 102V98H205V95L207 94V92H208V95H209V97H211L212 96V94H210V88H207V90L206 91H204L203 90V92H202V90L200 91V90H198V91H200L201 93H199V94H194V93H189V94H185V96L184 97H180V99L178 100V102H165L164 104H157V103H155L154 105H152V106H150V104L148 105V103H146V100L149 102V101H151L153 98V92H146V93H140V92H138V91H134L135 89H136V87L138 86V82H137V80H133L132 82H131V84H128L127 86H122L121 84H122V81H123V79H121L122 81H121V84H119L120 82V79H118L119 81L118 82H116V84H119V85H121V86H119L118 85V87L117 86H115V85H111L112 86V88H116L117 90H115V89H113L112 90V88L110 87V84H111V82H108L109 83V85H107V87L109 88H107L106 87V84H103L102 82H104V83H106L105 81V76L104 77H100L101 79H93L94 81L95 80H98V83H97V81H90L88 78L89 77H87L88 75L87 74H84L85 73V70H84V72H83V70ZM6 69H4V72H6L5 71ZM10 70H8V71H10ZM18 70H17V72H18ZM46 68H44V72H46ZM88 70V69H87ZM1 71V70H0ZM14 71H15V68H14ZM21 71V70H20ZM35 71H37V73H38V69H36ZM43 71H39L40 73H38V74H36L38 77H39V75H41V73L43 72ZM62 71H63V69H62ZM61 71V72H62ZM16 72V71H15ZM43 72V73H44ZM50 72V71H49ZM52 72V71H51ZM55 72V71H54ZM64 72H66V70H64ZM63 72V73H64ZM80 72H83V74L81 73V74H79ZM18 73H22V72H18ZM47 73V72H46ZM45 73V74H46ZM92 73H95V71H93ZM91 73V74H92ZM98 73V72H97ZM4 74V73H3ZM2 73H1V77L0 78H2V77H5V76H2L3 75ZM6 74H7V72H6ZM5 74V75H6ZM8 74L10 75V74H12V75H14V73H9L8 72ZM7 74V75H8ZM15 74H17V73H15ZM48 74H50V73H48ZM67 74V75H68ZM8 75V76H9ZM12 75H10V77L12 76ZM52 75V74H51ZM54 75V74H53ZM59 75H60V72H59ZM58 75V76H59ZM64 75V74H63ZM92 75H94V74H92ZM7 76V77H8ZM19 76H22V74H20ZM33 76V75H32ZM50 76V75H49ZM49 76H47V78H45V79H50L51 80V78H48ZM60 76H62V75H60ZM66 76V75H65ZM10 77L8 78V79H10ZM13 77V76H12ZM12 77H11V79H10V81L11 80H13L12 79ZM28 77V79L27 80H31L30 78ZM38 77H36V80H37V85H41L40 83H41V81L44 79V76L42 77L43 79H41L40 80V78H39V80L37 79ZM53 77V76H52ZM20 78V77H19ZM20 78V80H22ZM33 78V77H32ZM53 78H55V77H53ZM52 78V79H53ZM57 78V77H56ZM61 78V77H60ZM59 78V79H60ZM97 78H99V77H97ZM107 78V77H106ZM16 79H17V77H16ZM44 79V83H46L47 82V80H45ZM61 79H63V77L61 78ZM64 79H65V77H64ZM90 79H92V78H90ZM3 80V79H2ZM6 79H4V83L6 82L5 81ZM18 80V79H17ZM22 80V81H23ZM34 80H35V78H34ZM35 80V81H36ZM55 80V82H53V84L54 83H57L56 81V79H54ZM66 80H67V82H68V78H66ZM111 80V79H110ZM114 80V79H113ZM0 81H1V79H0ZM9 81V84H8V86L10 85V83L11 82H14V80L13 81H11L10 82ZM35 81H33V79L31 80V82L29 81V83H30V85H29V83L28 82H25V81H23L24 83H26V85H29V86H27V88L28 87H30L31 86V83L33 82V84H35ZM38 81H40V83L38 84ZM52 81V80H51ZM51 81H48V82H50L51 83ZM59 81H61V80H59ZM58 81V82H59ZM65 81V80H64ZM64 81L63 82H59V85H58V83H57V85L58 86H62V84H64ZM77 81V82H76ZM93 82L95 85H93L92 86V84L93 83H90V84H88V82ZM115 81H117V80H115ZM17 82V81H16ZM21 82V81H20ZM47 82V83H48ZM2 83V82H1ZM4 83H2V84H4ZM7 83V82H6ZM18 85L17 86H19L21 83H19V80H18ZM24 83H22L19 87H18V89L15 87L14 88V90L15 89H17V90H24L25 89V84ZM28 83V84H27ZM50 83H48L49 85H51ZM61 83V84H60ZM79 83V84H80ZM114 83V82H113ZM237 83V82H236ZM2 84H1V91H0V115L1 114H5V111L7 110V109H9V108H22V107H26V108H28V109H31L32 107H33V104H30L31 102H29V104H26V103H28V102H26V101H24L25 102V104L27 105H21L23 102V100H25L26 98L25 97H22V95L24 94V92H25V90H24V92L23 93H21V91H20V94H17L19 91H14V90H11V92L13 91V92H15L14 93V99L11 97V99H13L14 100V102L12 103V101H11V103H10V100L7 102V97H5L7 100H4V98L2 97V94L3 93H1L2 92V89L4 88H2ZM14 84V83H13ZM12 83H11V85H13ZM24 84V85H23ZM33 84H32V86H33ZM47 84V85H48ZM52 84V86H54ZM65 84H66V82H65ZM68 84V83H67ZM78 84V85H79ZM80 84V85H81ZM105 85L104 87L105 88H107V89H105V88H101L102 87V85ZM125 84V83H124ZM123 84V85H124ZM241 84V83H240ZM7 84H5V85H3V86H6ZM10 85V86H11ZM57 85H55V88L54 89H56V87L58 88V86ZM87 85H90L91 87H88ZM239 85V84H238ZM9 86V88H12V87H10ZM14 86H16V84L14 85ZM21 86H24V89H23V87L22 88H20ZM44 86V85H43ZM42 86V88H44ZM52 86H50V89H51V87ZM60 86V87H61ZM33 87H35V86H33ZM33 87H31V88H33ZM40 87V86H39ZM65 88H66V90L68 89H70V88H68L67 86H64ZM74 87V86H73ZM73 87H71L72 88V90H73ZM79 87V86H78ZM81 87V86H80ZM143 87V86H142ZM239 87H240V85H239ZM5 88H7V90L9 89L7 86L5 87ZM36 89H30V91L32 92V93H30V91H29V93L30 94H35L36 93V91L35 90H37V87H35ZM42 88H39V89H42ZM64 88V89H65ZM13 89V88H12ZM53 89V90H54ZM61 90H60V93L62 92V93H65L64 91V89H62V88H60ZM204 89H206V88H204ZM5 89H3V91H4ZM6 90V91H7ZM44 91H45V94H46V96H47V94L49 93H46V90L45 89H43ZM48 90V89H47ZM57 90H59V88L58 89H56V91H53V92H56V93H52L53 95H56V94H59L58 96H60V97H66V98H70V96L71 95H69V94H67V93H70V91H68L67 93H65V94H61L60 95V93H58L59 91H57ZM63 90V91H62ZM209 90V91H208ZM35 91V92H34ZM41 91V90H40ZM40 91H37V94H38V92H40ZM44 91L42 92V94L44 93ZM8 92L10 93V95H9V93H8V95L9 96H13V94L10 92V89L8 90ZM17 92V93H16ZM28 92V91H27ZM27 92H25L26 94H27ZM73 91H71V93L70 94H72V93H74ZM98 92V91H97ZM184 93H187L186 91H183ZM196 93H198L197 91H195ZM212 92V91H211ZM28 93V95L26 96V97H28L29 98V94ZM165 93H166V91H165ZM5 94V93H4ZM12 94V95H11ZM15 94H17V95H20L21 97H20V101H19V98L17 99V97H19V96H16V98H15ZM25 94V95H26ZM41 94V95H42ZM49 94H51V93H49ZM48 94V95H49ZM6 95V94H5ZM32 95H30V97H32ZM40 95V94H39ZM73 95V94H72ZM94 95V96H93ZM211 95V96H210ZM46 96H44V94H43V96L41 97V99L43 98V97H45L46 98ZM52 96V95H51ZM50 95H49V98L51 97ZM115 96V97H116ZM131 96H133V98H137L138 100L136 101V102H133V101H131V99H129ZM214 96V95H213ZM213 96L211 97L212 98V100L214 99L213 98ZM35 97V96H34ZM39 97V96H38ZM114 97V98H115ZM116 97V98H117ZM159 101H161L165 96H163V95H158V96H155ZM10 98V97H9ZM23 98H25V99H23ZM40 98V97H39ZM38 98V99H39ZM52 98H54V97H51V99ZM99 98V97H98ZM98 98L96 99V100H98ZM114 98H112V99H114ZM116 98H115V100H116ZM120 98V99H119ZM229 98H231V97H229ZM44 99V98H43ZM48 99V98H47ZM255 99V98H254ZM16 100H18L19 102H22V103H18ZM35 100V99H34ZM36 100H37V97H36ZM49 100V99H48ZM207 100V99H206ZM16 101V102H15ZM30 101H32V100H30ZM43 101H45V99L43 100ZM43 101H42V103H43ZM118 101V102H119ZM247 101V100H246ZM249 101V100H248ZM252 101H254L253 100V98L250 100V102H252ZM41 102V101H40ZM118 102H116V103H118ZM207 102V101H206ZM255 103L257 102V100L256 101H254ZM253 102V103H254ZM34 103V102H33ZM45 103H46V101H45ZM139 103V104H138ZM192 103V102H191ZM204 103H205V105H204ZM218 103V102H217ZM216 103V105H218ZM35 104H39V103H35ZM34 104V105H35ZM41 104V103H40ZM39 104V105H40ZM108 104L110 105V106H108ZM113 104V103H112ZM115 104V103H114ZM210 104V103H209ZM239 105H242L241 103H238ZM238 104H236V105H238ZM43 106H45V104L43 103V104H41V107H43ZM108 106V107H107ZM145 106H148V108L147 107H145ZM178 106H180V107H178ZM185 106H187V105H185ZM188 106H189V104H188ZM192 106H191V108H192ZM136 107V108H135ZM145 109H149V107H151V109H153L152 111H150L149 110V116H148V114H146V112H148V111H145L144 112V108ZM240 107V106H239ZM242 107V106H241ZM240 107V108H241ZM103 108L101 109V110H103ZM114 108H116L118 111H117V113H118V116H116V117H113V115H112V111L110 112V110H112V109H114ZM135 108V109H134ZM185 108H188V107H185ZM229 108H231V107H229ZM237 109H238V107H236ZM239 108V109H240ZM115 109V110H116ZM132 109H134V110H132ZM183 109V108H182ZM115 110H113V111H115ZM169 110H174V109H169ZM169 110H167L165 113H166V115L169 113ZM194 110V109H193ZM196 110V109H195ZM227 110V109H226ZM99 110H97V112H98ZM190 111H192V110H189V112ZM198 111V110H197ZM196 111V112H197ZM229 111V110H228ZM227 111V112H228ZM252 110H250L249 111V113H248V121H260L259 119H257V117H255L254 115H256V114H253V112H251ZM95 112V113H94ZM93 113H94V115L96 114V111H94ZM100 112V111H99ZM144 112V113H143ZM150 112H153V114L151 115V113ZM115 113H116V111H115ZM123 113L125 114V116L123 115ZM130 113V114H131ZM98 114V113H97ZM100 114V113H99ZM129 114V113H128ZM193 114V113H192ZM228 114H229V112H228ZM123 115V116H122ZM132 115H133V113H132ZM132 115H129V116H126L124 119H128L129 117H131ZM134 115H136V114H134ZM133 115V116H134ZM143 115H145V116H143ZM119 116H121V117H119ZM168 116V115H167ZM192 116V119H191V121H189V122H187V123H184V121H183V123L181 124L180 122V124L181 125H183V124H188V125H190V126H188V127H185V128H183L182 129V131L183 130H186L185 132H186V134H187V132L188 131H190V129H191V131L190 132H192V129L194 128V124L196 123V122H198V121H200V119L202 118V117H200L199 115H196V114H194V115H191ZM203 116L205 117L206 115H204L203 114ZM225 116H227V113L225 114ZM92 117H94V116H92ZM135 117V116H134ZM135 117V118H136ZM134 118V119H135ZM200 118V119H199ZM81 120V122L82 123H78L79 124V127H80V125L81 124H83V121ZM130 120H133V117H131V119H129V121ZM137 122H138V120H137V118L135 119ZM181 120V119H180ZM120 121H123V119H121ZM128 121V120H127ZM136 121H135V123H136ZM174 121H175V123L178 121V120H176L175 118H174ZM230 121V120H229ZM231 122V121H230ZM179 123H176V124H179ZM121 124V123H120ZM119 124V125H120ZM130 125V123H127V126L126 127H130L129 126ZM224 124H222V127H224L223 126ZM228 125V124H227ZM236 125H238V124H236ZM135 126V125H134ZM242 126H245V124H243ZM136 127V126H135ZM227 127H229V129L231 130V131H235L236 130V127L239 129L238 131V134H237V136L238 137H240V138H242V136H243V138H242V140H244L245 139V135L249 132V131H252V132H254L255 131V128H252V129H245V128H241V127H239V125L238 126H234V125H229V126H227ZM226 127V125H225V129L227 128ZM82 128H83V125H82ZM125 128V129H124ZM84 129L87 131L88 129L87 128H85V126H84ZM135 129H138V127H136ZM141 129V128H140ZM262 129H263V132H260L259 133V135L261 134L262 135V133H263V135H264V126L262 127ZM99 130H97L98 132H99ZM105 130H107L108 131V133L109 134H106L105 135V133L103 132V131H105ZM139 130V129H138ZM137 130V131H138ZM223 130H224V128H223ZM74 131H75V129H74ZM140 131V130H139ZM141 131H142V129H141ZM104 134H103V133ZM106 132V131H105ZM117 132H119V133H117ZM190 132H188V134L190 133ZM219 133H221V135H222V137H223V139L225 138V135L222 133V132H220L219 131ZM91 135H92V133H91ZM104 135V136H103ZM116 135V136H117ZM111 136V137H112ZM107 137H110V136H107ZM113 137H115V136H113ZM119 137H120V135L118 136V140H120L119 139ZM93 138H94V136H93ZM97 139V138H96ZM106 139V138H105ZM108 139V138H107ZM112 139V138H111ZM115 140L117 139V138H114ZM97 140H99V139H97ZM109 140V139H108ZM113 140V139H112ZM100 142L98 141V143H97V146L99 145V146H101V144H100ZM104 143H111L110 141H107V142H104ZM102 144L103 146L105 145V144ZM113 143V142H112ZM243 145H245V144H243ZM247 145V144H246ZM245 145V146H246ZM237 146H239V145H237ZM245 146H244V148H245ZM240 148V150H242L241 149V146H239ZM243 147V146H242ZM247 148H245V150L243 149V151H241V154H243L244 156H248L249 157V154H251V150L249 149V147L250 146H246ZM251 148V147H250ZM258 150H256V152H255V154H254V152L252 153V154H254V155H252V159L253 160H250V161H248L247 163H245L244 164V166L241 168V170H240V172H241V174L243 175V176H245V175H248V174H250V173H252V172H255V171H257V170H259L261 173H263L264 174V143H261L260 145H259V148H257ZM254 151V150H253ZM250 152V153H249ZM238 153V152H237ZM236 153V154H237ZM239 153H240V151H239ZM247 153V154H246ZM240 157H241V155H239ZM248 157H247V159H248ZM249 160V159H248ZM252 161V163H250Z\"/></svg>","mask_w":264,"mask_h":264}]
</instances>
